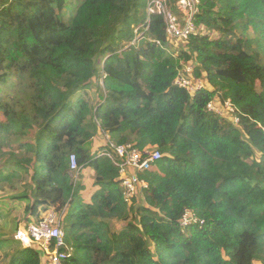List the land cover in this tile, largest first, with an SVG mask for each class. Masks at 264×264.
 I'll return each mask as SVG.
<instances>
[{
  "label": "trees",
  "instance_id": "obj_1",
  "mask_svg": "<svg viewBox=\"0 0 264 264\" xmlns=\"http://www.w3.org/2000/svg\"><path fill=\"white\" fill-rule=\"evenodd\" d=\"M147 3L0 0L6 207L25 204L27 225L66 212L68 264H264V0H201L199 33L177 55L162 17L146 29ZM185 65L208 85L193 97L175 84ZM217 96L239 125L207 110ZM102 134L163 154L130 203L120 169L92 154ZM72 155L95 175L88 204ZM188 212L198 223L184 228ZM15 234L0 239L6 264H44L33 248L7 250L22 245Z\"/></svg>",
  "mask_w": 264,
  "mask_h": 264
},
{
  "label": "built area",
  "instance_id": "obj_2",
  "mask_svg": "<svg viewBox=\"0 0 264 264\" xmlns=\"http://www.w3.org/2000/svg\"><path fill=\"white\" fill-rule=\"evenodd\" d=\"M201 0H148L146 14V29H150L151 17H162L165 22L166 36L169 46L186 43L191 36L199 33L196 24L200 14ZM141 39V36L138 37ZM159 46L160 42H157ZM176 54V53H175ZM175 84L186 90L190 96L197 91L208 87L201 80L195 81L194 70L191 65H185L179 70ZM207 110L220 117L227 118L236 125L240 124V111L233 106L230 100L222 101L217 96L209 102ZM106 149L100 151L99 157H106L120 169L122 177L121 187L126 202L137 195L141 186L138 173L152 170L157 161L163 158V154L156 148H149L141 152L131 145H116L109 136H106ZM154 151H151L153 150ZM71 176L77 183L83 171L78 165L75 155L71 156ZM198 223L197 218L188 212L182 223V227ZM59 215L53 209L42 212L39 221L21 227L15 234V239L25 248H33L41 252L47 264H68L73 257L74 248L66 241V234L62 227Z\"/></svg>",
  "mask_w": 264,
  "mask_h": 264
},
{
  "label": "rangeland",
  "instance_id": "obj_3",
  "mask_svg": "<svg viewBox=\"0 0 264 264\" xmlns=\"http://www.w3.org/2000/svg\"><path fill=\"white\" fill-rule=\"evenodd\" d=\"M140 1L143 2L144 0H140ZM250 34H251L252 37H254V34L252 32H250ZM214 36H216V34H214ZM184 44L185 43H182L180 45L178 44L177 46L176 45H172L171 48L177 55L178 52L181 49H183L182 47H184ZM194 77H195V75H194ZM198 80L203 81L204 85L207 86L206 85V81L204 79L195 77V81H198ZM98 82L99 81H94L92 83V85L89 86V92L94 95V97L96 98L97 102L100 101L98 99L99 98V94H100V91L98 89L99 86H97ZM102 141L106 142V135H104V134L99 135L96 138H94L93 139V143H92V145H93L92 149L99 150ZM5 150L8 151L9 148H6ZM151 151H154V149L151 150ZM2 165H3V163L0 162V168L2 167ZM7 170H11V169L7 168L6 171ZM14 174L16 176V179L18 181H20L21 174L20 175L16 174V173H14ZM2 185H5V184H2ZM14 186L15 187H13V188L17 187L18 191H20L22 189V187H23L22 185H19V183H17V182H16V184ZM139 192H140V188H139L138 194H137L138 197H139ZM9 194H11L9 190H1L0 189V213H2L1 214V220H0V239L1 238H6V239L13 238V236L15 234V226L17 224H19L20 226H26L27 225L26 223H24V221L26 220V218H25V209H24L25 204H20V203L17 204V203H15L14 205H11V207H8V208L6 207V203L4 202V200L9 196ZM57 214L59 215L60 221L62 222V225H63L62 227L64 229V217L66 215V212L65 213L57 212ZM121 225L122 224L116 223L117 227L121 226ZM21 246L22 245H19V244L16 243V244L12 245V247H8L7 250L8 251H11V250L14 251V250L18 249ZM3 256H4L3 252L0 251V264H6L7 263V261H4ZM44 264H47V263H45V261H44ZM254 264H262V263L256 261Z\"/></svg>",
  "mask_w": 264,
  "mask_h": 264
},
{
  "label": "crops",
  "instance_id": "obj_4",
  "mask_svg": "<svg viewBox=\"0 0 264 264\" xmlns=\"http://www.w3.org/2000/svg\"><path fill=\"white\" fill-rule=\"evenodd\" d=\"M104 144L106 145V142L102 141L99 150L92 149V154H96L97 152H99L103 148V146H105ZM94 179L95 175L92 170L86 169L82 171L81 181H83V185L86 186V190L83 192L85 204L90 203V199L93 193L96 191V188H94Z\"/></svg>",
  "mask_w": 264,
  "mask_h": 264
},
{
  "label": "clouds",
  "instance_id": "obj_5",
  "mask_svg": "<svg viewBox=\"0 0 264 264\" xmlns=\"http://www.w3.org/2000/svg\"><path fill=\"white\" fill-rule=\"evenodd\" d=\"M107 136V135H106ZM102 151V150H101ZM100 152V151H99Z\"/></svg>",
  "mask_w": 264,
  "mask_h": 264
}]
</instances>
